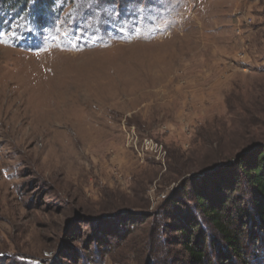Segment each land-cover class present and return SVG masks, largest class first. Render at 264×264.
<instances>
[{
	"label": "rangeland",
	"instance_id": "374dc122",
	"mask_svg": "<svg viewBox=\"0 0 264 264\" xmlns=\"http://www.w3.org/2000/svg\"><path fill=\"white\" fill-rule=\"evenodd\" d=\"M141 2L0 27V264H183L170 201L263 143L264 0Z\"/></svg>",
	"mask_w": 264,
	"mask_h": 264
},
{
	"label": "trees",
	"instance_id": "16d2710c",
	"mask_svg": "<svg viewBox=\"0 0 264 264\" xmlns=\"http://www.w3.org/2000/svg\"><path fill=\"white\" fill-rule=\"evenodd\" d=\"M141 1L0 0V27L6 20L13 22L26 17L37 32L52 31L53 19L58 20L54 9L57 7L56 14L62 15L69 6L79 9L84 21L94 19L103 27L109 15H118L112 21L129 19L123 18L128 16L126 13L132 15ZM108 34L96 33L97 36ZM215 167L204 176L223 171L225 175L219 179L207 178V181L203 178V186L193 182L190 189L185 186L177 198L170 201L177 216L172 226L167 223L164 233L167 235L170 230L175 233V241L187 256L183 264H264V141L252 144L232 161ZM190 193L194 199L192 205L187 203ZM67 260L76 263L81 258ZM82 260V264H93L86 257ZM0 263H3L1 258Z\"/></svg>",
	"mask_w": 264,
	"mask_h": 264
},
{
	"label": "built area",
	"instance_id": "2783aa9c",
	"mask_svg": "<svg viewBox=\"0 0 264 264\" xmlns=\"http://www.w3.org/2000/svg\"><path fill=\"white\" fill-rule=\"evenodd\" d=\"M147 147L150 148L151 146L155 147V143L153 142V140L147 141Z\"/></svg>",
	"mask_w": 264,
	"mask_h": 264
},
{
	"label": "bare ground",
	"instance_id": "6f19581e",
	"mask_svg": "<svg viewBox=\"0 0 264 264\" xmlns=\"http://www.w3.org/2000/svg\"><path fill=\"white\" fill-rule=\"evenodd\" d=\"M42 110H44V111H45L46 109H42Z\"/></svg>",
	"mask_w": 264,
	"mask_h": 264
},
{
	"label": "snow or ice",
	"instance_id": "6c2138e0",
	"mask_svg": "<svg viewBox=\"0 0 264 264\" xmlns=\"http://www.w3.org/2000/svg\"><path fill=\"white\" fill-rule=\"evenodd\" d=\"M0 255H2V254H0Z\"/></svg>",
	"mask_w": 264,
	"mask_h": 264
}]
</instances>
